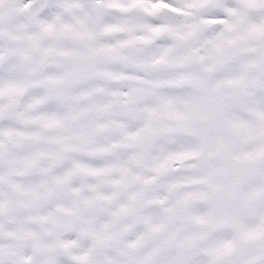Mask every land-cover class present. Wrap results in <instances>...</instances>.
I'll return each instance as SVG.
<instances>
[{"label":"snow or ice","instance_id":"obj_1","mask_svg":"<svg viewBox=\"0 0 264 264\" xmlns=\"http://www.w3.org/2000/svg\"><path fill=\"white\" fill-rule=\"evenodd\" d=\"M0 264H264V0H0Z\"/></svg>","mask_w":264,"mask_h":264}]
</instances>
